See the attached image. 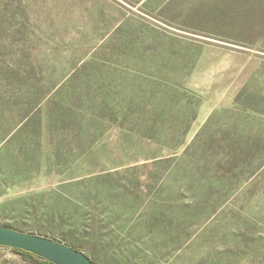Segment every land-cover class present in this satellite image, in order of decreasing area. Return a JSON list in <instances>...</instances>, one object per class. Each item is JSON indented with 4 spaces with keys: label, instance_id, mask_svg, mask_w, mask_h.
I'll return each instance as SVG.
<instances>
[{
    "label": "rangeland",
    "instance_id": "obj_1",
    "mask_svg": "<svg viewBox=\"0 0 264 264\" xmlns=\"http://www.w3.org/2000/svg\"><path fill=\"white\" fill-rule=\"evenodd\" d=\"M0 224L264 264V0H0Z\"/></svg>",
    "mask_w": 264,
    "mask_h": 264
},
{
    "label": "water",
    "instance_id": "obj_2",
    "mask_svg": "<svg viewBox=\"0 0 264 264\" xmlns=\"http://www.w3.org/2000/svg\"><path fill=\"white\" fill-rule=\"evenodd\" d=\"M0 247L20 250L52 264H96L82 252L65 243L1 224Z\"/></svg>",
    "mask_w": 264,
    "mask_h": 264
},
{
    "label": "trees",
    "instance_id": "obj_3",
    "mask_svg": "<svg viewBox=\"0 0 264 264\" xmlns=\"http://www.w3.org/2000/svg\"><path fill=\"white\" fill-rule=\"evenodd\" d=\"M73 248H74V247H73ZM11 250H12L13 252H15V253H18V254L24 256V257H28V258H30L31 261H32L34 264H52V263H50V262H48V261L42 260V259H40V258H38V257H35V256H33V255L29 254V253H26V252H23V251H20V250H16V249H11ZM76 250H77V249H76ZM91 260L94 261L96 264H98L95 260H93V259H91Z\"/></svg>",
    "mask_w": 264,
    "mask_h": 264
},
{
    "label": "crops",
    "instance_id": "obj_4",
    "mask_svg": "<svg viewBox=\"0 0 264 264\" xmlns=\"http://www.w3.org/2000/svg\"><path fill=\"white\" fill-rule=\"evenodd\" d=\"M0 249H8V248H5V247H0Z\"/></svg>",
    "mask_w": 264,
    "mask_h": 264
}]
</instances>
